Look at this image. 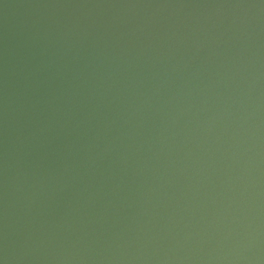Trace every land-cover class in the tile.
Listing matches in <instances>:
<instances>
[{"label":"water","instance_id":"95a60500","mask_svg":"<svg viewBox=\"0 0 264 264\" xmlns=\"http://www.w3.org/2000/svg\"><path fill=\"white\" fill-rule=\"evenodd\" d=\"M0 264H264V0H0Z\"/></svg>","mask_w":264,"mask_h":264}]
</instances>
